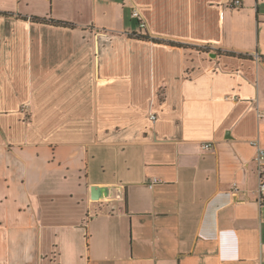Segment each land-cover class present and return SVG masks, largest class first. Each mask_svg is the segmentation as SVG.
I'll list each match as a JSON object with an SVG mask.
<instances>
[{
  "label": "crops",
  "instance_id": "obj_1",
  "mask_svg": "<svg viewBox=\"0 0 264 264\" xmlns=\"http://www.w3.org/2000/svg\"><path fill=\"white\" fill-rule=\"evenodd\" d=\"M240 1L0 0V264H264Z\"/></svg>",
  "mask_w": 264,
  "mask_h": 264
},
{
  "label": "built area",
  "instance_id": "obj_2",
  "mask_svg": "<svg viewBox=\"0 0 264 264\" xmlns=\"http://www.w3.org/2000/svg\"><path fill=\"white\" fill-rule=\"evenodd\" d=\"M226 5L228 7L232 8H239L241 6L240 0H226ZM131 17L137 20L138 27L140 30L145 28V23L143 21V18L140 14V12L137 9L132 10ZM260 117L264 118V111L260 113ZM152 120H155V117L151 116ZM250 145L255 149V154L253 156V162L256 166V174L258 178V193H259V203L260 205L264 206V197H263V191H264V149L258 144L256 141L250 142ZM204 150H208L210 148L209 144H205L202 147ZM159 181L157 179H154L150 183V187H152L154 184L158 183ZM235 190V186H234Z\"/></svg>",
  "mask_w": 264,
  "mask_h": 264
},
{
  "label": "trees",
  "instance_id": "obj_3",
  "mask_svg": "<svg viewBox=\"0 0 264 264\" xmlns=\"http://www.w3.org/2000/svg\"><path fill=\"white\" fill-rule=\"evenodd\" d=\"M33 20H36V21H40V19H38V18H32ZM41 21H45V20H41ZM53 25H55V26H63V27H69V26H71V24H69V23H66V22H62V21H50ZM141 37V39H146V40H148V38L147 37H145V36H140ZM153 42H158V40H154V39H151ZM168 44H170V45H172V46H182V45H180V44H176V43H171V42H169Z\"/></svg>",
  "mask_w": 264,
  "mask_h": 264
},
{
  "label": "rangeland",
  "instance_id": "obj_4",
  "mask_svg": "<svg viewBox=\"0 0 264 264\" xmlns=\"http://www.w3.org/2000/svg\"><path fill=\"white\" fill-rule=\"evenodd\" d=\"M133 24V23H132ZM27 120H28V118L27 117H25Z\"/></svg>",
  "mask_w": 264,
  "mask_h": 264
}]
</instances>
